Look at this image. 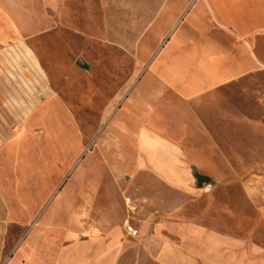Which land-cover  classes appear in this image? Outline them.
Returning a JSON list of instances; mask_svg holds the SVG:
<instances>
[{
	"label": "crops",
	"instance_id": "crops-1",
	"mask_svg": "<svg viewBox=\"0 0 264 264\" xmlns=\"http://www.w3.org/2000/svg\"><path fill=\"white\" fill-rule=\"evenodd\" d=\"M12 1L0 0V204L10 208L0 220L27 222L54 184L45 183L43 168L41 177L28 170L31 127L38 120L28 117L27 62L38 60V53L27 34L38 26L16 8L28 0ZM262 35L264 0H196L147 70L155 79L147 101L141 106L129 96L123 101L126 117L116 123L133 142L138 168L159 180V185L148 180V194L169 189L176 205L160 213L142 195L147 200L133 201L136 208L120 224L113 223L119 216L107 204L98 234L73 230L62 244L61 231L38 227L41 215L40 223L21 230L14 251L2 239L9 232L0 230V264H264V166L252 169L251 149L236 153L214 146L235 141V132L251 125L250 103L235 100L230 84L262 67L255 49ZM49 98L59 102L52 94ZM43 151L41 146L42 157ZM196 168L210 174V191L206 183H195ZM36 184L40 197L32 192ZM195 193L196 219L188 208ZM127 222L139 236L127 234Z\"/></svg>",
	"mask_w": 264,
	"mask_h": 264
},
{
	"label": "rangeland",
	"instance_id": "rangeland-1",
	"mask_svg": "<svg viewBox=\"0 0 264 264\" xmlns=\"http://www.w3.org/2000/svg\"><path fill=\"white\" fill-rule=\"evenodd\" d=\"M195 1L59 0L55 4L51 0H28L20 7L16 5L18 11L27 13L23 15L25 21L38 26L27 34L38 53V60L27 62L28 117L38 120L31 127L28 170L32 177H41L43 168L45 183L52 182L54 187L44 190L46 198L32 213V220H9L8 216L0 220V230L9 232L2 238L8 251H14L22 241L21 230L40 223L41 215L43 222L38 227L61 231L62 244L64 235L73 230L81 235L98 234L100 211L107 204L119 216L113 223L124 224L130 215L125 196L142 205L147 199L142 201L141 197L147 195L152 208L160 213L177 204L175 193L169 189L148 194V180L152 179L138 168L133 142L124 138L116 121L126 117L122 103L127 96L139 106L149 98L150 83L155 79L147 70ZM31 12H36L34 20ZM255 49L262 67L230 84L235 88L230 93L235 100L250 103L251 125L235 132V141L215 142L214 146L219 150L234 148L236 153L251 149V167L260 171L264 166V35L256 40ZM79 58L85 66L78 63ZM51 94L59 102L52 101ZM196 143L199 145L184 142ZM190 148L196 152V147ZM196 156L201 161V156ZM197 174L208 175L196 168L195 183ZM152 181L159 185V180ZM35 186L32 192L40 197L42 191ZM196 196L188 200L189 216L194 219ZM12 207L13 211L19 209ZM9 210L0 204L1 217Z\"/></svg>",
	"mask_w": 264,
	"mask_h": 264
},
{
	"label": "built area",
	"instance_id": "built-area-1",
	"mask_svg": "<svg viewBox=\"0 0 264 264\" xmlns=\"http://www.w3.org/2000/svg\"><path fill=\"white\" fill-rule=\"evenodd\" d=\"M204 187H205V190L210 191L212 189V184L206 183ZM125 201H126V204L129 206L130 210L133 211L136 208L131 196H126ZM125 228H126V232L128 235L133 236V237L139 236V229L132 223L127 222L125 225Z\"/></svg>",
	"mask_w": 264,
	"mask_h": 264
},
{
	"label": "water",
	"instance_id": "water-1",
	"mask_svg": "<svg viewBox=\"0 0 264 264\" xmlns=\"http://www.w3.org/2000/svg\"><path fill=\"white\" fill-rule=\"evenodd\" d=\"M78 63L85 66V62L82 58L78 59ZM196 178L199 186H203L204 183H209L211 181V178L205 174H197Z\"/></svg>",
	"mask_w": 264,
	"mask_h": 264
}]
</instances>
